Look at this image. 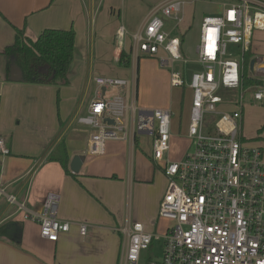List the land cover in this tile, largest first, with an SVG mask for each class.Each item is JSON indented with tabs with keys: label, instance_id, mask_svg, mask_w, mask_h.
<instances>
[{
	"label": "built area",
	"instance_id": "2783aa9c",
	"mask_svg": "<svg viewBox=\"0 0 264 264\" xmlns=\"http://www.w3.org/2000/svg\"><path fill=\"white\" fill-rule=\"evenodd\" d=\"M188 1L155 4L132 34V52L170 66L172 87H186L185 69L176 65L189 60L183 57L182 35L174 32ZM222 6L220 15L205 16L201 23L194 60L200 68L188 84L190 147L180 160L168 158L171 109L138 108L127 78H94L95 97L79 119L92 129L88 153L103 154L109 140L128 141L146 133L152 136V160L164 164L168 179L159 218L171 220V226L163 234L148 232L141 222L124 227L120 264H140L143 252L161 239L162 256L148 264H264V143L255 145L243 134L246 104L264 108V55L256 53L254 41L256 33H264V0H224ZM118 36L125 40L124 27ZM110 90L116 92L107 96ZM0 153H9L2 138ZM0 196L37 222L48 241L57 242L71 229L69 221L58 218L55 192L46 196L41 212L7 193L1 182ZM87 232L88 225L80 224V236Z\"/></svg>",
	"mask_w": 264,
	"mask_h": 264
},
{
	"label": "crops",
	"instance_id": "0c3cea01",
	"mask_svg": "<svg viewBox=\"0 0 264 264\" xmlns=\"http://www.w3.org/2000/svg\"><path fill=\"white\" fill-rule=\"evenodd\" d=\"M124 2L0 0V138L9 148L8 154L0 153V182L36 212L49 193L59 194L58 218L71 223L57 242L48 241L37 222L0 196V264H120L124 227L141 222L150 233L165 231L158 232L159 205L168 180L164 164L152 160V142L148 153L141 148L140 136L146 133L128 141L109 140L103 154L92 155V129L79 122L95 97L98 75L131 80L136 104L139 69L134 59L141 56L131 51L128 35L124 41L118 36L121 27L129 33L122 19ZM47 28L75 30L69 83L11 81L7 48L15 43L17 30L36 40ZM123 50L129 66L120 64ZM62 144L71 174L51 159ZM78 154L85 159L73 173L70 162ZM80 224L88 225L85 237L79 234Z\"/></svg>",
	"mask_w": 264,
	"mask_h": 264
},
{
	"label": "rangeland",
	"instance_id": "374dc122",
	"mask_svg": "<svg viewBox=\"0 0 264 264\" xmlns=\"http://www.w3.org/2000/svg\"><path fill=\"white\" fill-rule=\"evenodd\" d=\"M162 0H125L121 8L123 25L128 29V42H132V34L142 26L150 9ZM224 0H189L185 7V19L179 29L183 39V57L189 60L188 63L177 64L180 69H185L186 87H172L170 84V66H163L159 59L141 56L135 57L136 71L139 69V88L136 98L137 107L140 109H171L172 115V137L168 158L178 161L190 147L187 138L189 126V114L191 107L192 91L189 89L191 74L200 68L194 62L197 58V46L201 23L205 16L220 15L222 13ZM116 18V17H115ZM256 53L264 55V33L259 32L254 36ZM234 48L230 46L229 49ZM252 55V54H251ZM249 57H247V61ZM116 68L117 64L114 63ZM93 70V67H92ZM114 92H108L107 96ZM181 121V126H180ZM82 126L89 127L85 124ZM180 130V131H179ZM180 132V134H179ZM243 134L255 145L264 143V108L256 104L247 103L244 110ZM152 136L144 134L140 136L141 148L147 153L151 150L150 143ZM168 180V179H167ZM172 221L160 218L158 232L166 230L171 226ZM163 240H155L149 250L144 251L140 264H148L149 259H159L162 256Z\"/></svg>",
	"mask_w": 264,
	"mask_h": 264
},
{
	"label": "trees",
	"instance_id": "16d2710c",
	"mask_svg": "<svg viewBox=\"0 0 264 264\" xmlns=\"http://www.w3.org/2000/svg\"><path fill=\"white\" fill-rule=\"evenodd\" d=\"M76 33L73 28L44 29L36 40L24 37L22 30H17L15 43L7 48L8 55H14L24 72L25 82L43 83L50 77L51 82L67 85L68 71L74 59ZM120 64L130 65L129 54L122 51ZM50 82V81H49ZM51 159L59 161L67 173L69 158L64 144Z\"/></svg>",
	"mask_w": 264,
	"mask_h": 264
},
{
	"label": "water",
	"instance_id": "95a60500",
	"mask_svg": "<svg viewBox=\"0 0 264 264\" xmlns=\"http://www.w3.org/2000/svg\"><path fill=\"white\" fill-rule=\"evenodd\" d=\"M11 67H10V76L9 79L11 81H17V82H25L24 78V72L21 68V66L17 63V58L16 56L12 55L11 56ZM53 76H50L46 82H49L52 80ZM110 123H114L112 120H110ZM85 159V156L82 154L75 155L71 162H70V168L73 171V173H78L82 163Z\"/></svg>",
	"mask_w": 264,
	"mask_h": 264
}]
</instances>
